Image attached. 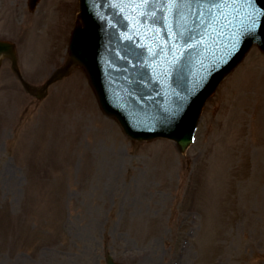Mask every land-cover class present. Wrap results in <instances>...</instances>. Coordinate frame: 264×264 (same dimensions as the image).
<instances>
[{"label": "rangeland", "instance_id": "obj_1", "mask_svg": "<svg viewBox=\"0 0 264 264\" xmlns=\"http://www.w3.org/2000/svg\"><path fill=\"white\" fill-rule=\"evenodd\" d=\"M50 3V5H49ZM0 0V39L40 88L69 59L79 0ZM31 30V31H30ZM264 264V54L205 106L185 154L134 142L75 66L44 100L0 68V264Z\"/></svg>", "mask_w": 264, "mask_h": 264}, {"label": "water", "instance_id": "obj_2", "mask_svg": "<svg viewBox=\"0 0 264 264\" xmlns=\"http://www.w3.org/2000/svg\"><path fill=\"white\" fill-rule=\"evenodd\" d=\"M78 19L70 64L38 99L78 64L132 140H172L182 153L223 79L253 45L264 52V0H80ZM13 53L0 42V65L3 55L15 62Z\"/></svg>", "mask_w": 264, "mask_h": 264}, {"label": "snow or ice", "instance_id": "obj_3", "mask_svg": "<svg viewBox=\"0 0 264 264\" xmlns=\"http://www.w3.org/2000/svg\"><path fill=\"white\" fill-rule=\"evenodd\" d=\"M235 43H239V41H236ZM233 46H235V44H233ZM230 55H231V53H223V56L225 58V62L227 60V57L230 56Z\"/></svg>", "mask_w": 264, "mask_h": 264}]
</instances>
